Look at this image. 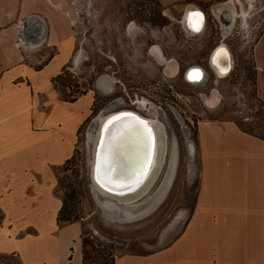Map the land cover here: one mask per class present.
Here are the masks:
<instances>
[{"label": "crops", "instance_id": "0c3cea01", "mask_svg": "<svg viewBox=\"0 0 264 264\" xmlns=\"http://www.w3.org/2000/svg\"><path fill=\"white\" fill-rule=\"evenodd\" d=\"M157 1L189 2L185 13L223 0ZM70 25L59 0H0V256L17 264H82L79 224L56 221V169L71 157L92 102L89 93L62 101L51 82L70 61ZM253 42L264 106V30ZM47 47L54 53L41 65L25 60ZM196 143V190L181 230L157 250L114 255L113 264H264V139L232 122L200 121Z\"/></svg>", "mask_w": 264, "mask_h": 264}, {"label": "rangeland", "instance_id": "374dc122", "mask_svg": "<svg viewBox=\"0 0 264 264\" xmlns=\"http://www.w3.org/2000/svg\"><path fill=\"white\" fill-rule=\"evenodd\" d=\"M226 1L214 3L211 10L199 8L204 19L203 29L200 36H195L185 33L178 22L189 2L163 6L157 0H59L60 8L71 17L73 48L54 89L59 98L76 99L84 93L92 98L90 114L78 128L71 157L56 169L60 198L63 193L73 192V199L67 204L77 217L80 234L88 242L87 264H107L110 256L123 253L145 254L167 245L178 234L193 205L196 190L198 122H232L245 132L264 136V106L256 96L252 52L253 41L264 30V0H239L240 4L232 0L238 15L224 34L227 21L223 13L219 15L213 8ZM242 10L247 12L244 18L240 16ZM240 22L243 27L247 26V31L240 29ZM220 39L230 53L232 70L227 76L216 78L208 66L207 56ZM153 47H158L164 60L175 62L178 73L171 75L163 61L150 54ZM53 53L54 48L47 47L36 54H27L25 60H32L37 67ZM192 65L206 72L204 85H192L181 77L182 71ZM102 76L115 82L108 94L97 86ZM212 91L219 96V103L210 109L202 98L209 97ZM138 98L146 99L155 107L168 138L174 137L176 141L178 160L162 202L148 215L124 222L103 216L104 212L96 204L98 201L95 202L103 200L91 194L87 135L94 120L114 101L117 102L111 111L135 110ZM126 128L123 129L126 131L114 128L102 147L103 170L111 162H121L123 143L135 155L131 159L133 163L128 158L122 160L124 170L127 172L141 163L143 146L135 133ZM138 133L143 136L142 131ZM113 135L117 136L114 141ZM188 141L193 147L191 154ZM165 171L164 166L142 199L161 185ZM77 242L75 238V246ZM0 264L8 263L0 259Z\"/></svg>", "mask_w": 264, "mask_h": 264}, {"label": "bare ground", "instance_id": "6f19581e", "mask_svg": "<svg viewBox=\"0 0 264 264\" xmlns=\"http://www.w3.org/2000/svg\"><path fill=\"white\" fill-rule=\"evenodd\" d=\"M238 4H240V1L237 0ZM233 5V2H232ZM228 11V12H226ZM215 12L219 15L223 13V15H230L232 18H235L238 13L234 10L233 6H231V10L227 9H221V8H215ZM199 14L198 16L196 14ZM241 17L247 16V12L242 10L241 11ZM181 25L185 32L188 35H197V31L193 29V24H198L200 27V31L203 28V15L199 11L197 7H187L184 16L181 18ZM234 20V19H233ZM232 25V24H231ZM131 29V27H129ZM133 29V27H132ZM222 42V41H221ZM217 48V49H216ZM210 54L209 57V63L211 61V58L215 55L217 51H219L221 48H224L227 50L224 43H222L220 46L218 45ZM215 51V52H214ZM153 54L155 57H157L159 60L163 61V64L167 66V70L171 75H175L177 72V65L173 61H166L162 58L160 50L159 49H152ZM79 58V55L76 57V62ZM217 63L215 66H211V69L215 70L216 73H219V70L221 68L229 69L231 68V61L230 58H225L224 56L216 57ZM162 64V62H161ZM194 69L203 70L202 68L193 67L190 68L187 71V74L191 72ZM186 73V72H185ZM186 74V76H187ZM185 75V74H184ZM206 73L203 70L202 76L199 81H202L205 77ZM225 77V76H223ZM198 81V82H199ZM192 82V81H191ZM115 82L108 78L107 76H102L97 81V86L101 91H103L105 94H108L113 89V84ZM197 83V82H193ZM207 99L210 103L215 104L217 99V93L215 91H212L211 95L208 97L204 96V101ZM117 102V101H116ZM116 102H113L110 104L106 109L105 112L98 115V117L94 120L92 126L89 128L88 135H87V146H88V167H89V187L91 194L95 198V193L100 194L103 197L109 198L111 200H114L113 203L103 200L98 201L96 204L101 209V212L103 213V216H107L110 219L117 220V221H124L129 222L133 220L140 219L149 213H151L164 199L165 195L167 194L170 185L172 183L174 172L177 164V146L176 141L174 137L172 139H169L166 133V129L162 121L159 119L158 113L156 109L151 108V106L148 108L146 106L145 101H139V108L140 109H146L145 112L147 115H144V113L140 112H134L131 109H119L116 111L109 110L113 104L116 105ZM126 116H129L131 118H128ZM120 119H116V118ZM134 118V119H133ZM138 121H142L143 124L140 127ZM143 125H147V130H145ZM121 127L123 130L124 127H128L126 129H130L135 133V138L137 141L140 142V146H143L142 148V155H144V150L146 148V140L147 138L150 139L151 149H150V156L147 160L146 168L141 177L138 178L139 183L135 185L132 189L124 187L123 189H119L116 187V181L122 180L124 178H128L138 167H133L127 172L124 170L122 160L123 159H129L131 160L132 157L135 155H131V149H129L126 146V143H123V151L120 154L121 162H111L108 166V168L103 170L104 167H102V149L100 147L98 148V145H103V148L105 147V143L113 129ZM138 130L142 131V137L139 135ZM126 131V130H123ZM150 131L151 136L149 137L148 132ZM122 132V131H121ZM146 133V135H144ZM117 136L113 135L112 141L115 140ZM100 139L102 140L100 142ZM168 140V141H167ZM188 146L190 148V154L193 151V147L190 141L187 142ZM129 154V155H127ZM165 166V173L162 175L161 179V185L159 184L156 189L154 190V193H151L150 196L146 198H143L144 195H146L154 183L158 180L160 177V174L163 170V167ZM113 177H115L113 179ZM99 178L100 183H97V179ZM118 179V180H117ZM103 185V187L101 186ZM160 186V187H159ZM159 187V188H158ZM129 190V191H128ZM128 191L126 193L122 194H111L109 192H124Z\"/></svg>", "mask_w": 264, "mask_h": 264}, {"label": "trees", "instance_id": "16d2710c", "mask_svg": "<svg viewBox=\"0 0 264 264\" xmlns=\"http://www.w3.org/2000/svg\"><path fill=\"white\" fill-rule=\"evenodd\" d=\"M64 70H65V68H63L58 75H56L55 77H53L51 79L53 88H54L55 81L57 80V78H59V76L61 74L64 73ZM60 100L67 101V102H72V101L75 100V97H73V96L68 97V98L60 97ZM240 130L242 132H244V133L251 134L249 132L243 131L242 129H240ZM251 135H253V134H251ZM254 136H256V135H254ZM257 137H259L261 139H264V136H257ZM72 199H73V192L72 191H69L67 194H65V193L62 194L61 205H60L59 211L57 213V217H56L57 223H59V224H69V223H73V222L77 221V217L75 215H73V210H72L71 205L67 204V201L68 200H72ZM79 239H80V247H81V262H82V264H87L88 258L86 256L87 254H86V251H85V247L88 244V242H87V240H85L82 237L81 234H79ZM0 259L1 260H5L8 264H10V263L17 264L16 260L12 256H0ZM102 264H106V263L103 262ZM107 264H113V256L109 257V260H108Z\"/></svg>", "mask_w": 264, "mask_h": 264}, {"label": "flooded vegetation", "instance_id": "af4514ba", "mask_svg": "<svg viewBox=\"0 0 264 264\" xmlns=\"http://www.w3.org/2000/svg\"><path fill=\"white\" fill-rule=\"evenodd\" d=\"M222 15H223V14H222ZM183 16H184V13H182L180 19L178 20V22H179L180 24H181V20H182L181 18H182ZM223 17H225V19H226V21H227V23H226L227 26H225V28H223V32H224V34H226V33L230 30L231 26H233V25L229 26V25L232 23L233 18H232L230 15H227V16L223 15ZM239 26H240V29H241V30L247 31V30H245V29L247 28V26L243 27L244 25H242L241 22H240V25H239ZM248 26L250 27V26H252V25H248ZM249 27H248V28H249ZM182 28H183V27H182ZM182 28H181V29H182ZM202 29H203V28H202ZM202 29H201V31H202ZM183 30H184V29H183ZM183 30H182V31H183ZM221 30H222V29H221ZM248 30H251V29L249 28ZM184 31H185V30H184ZM184 31H183V32H184ZM201 31H199V32L197 33V35H195V36H200V32H201ZM249 32H250V31H249ZM185 33H186V32H185ZM250 33H252V32H250ZM229 34H231V33L229 32ZM221 41H223V39H220V41L217 43L219 46H220L221 43H222ZM218 45H217V46H218ZM215 46H216V45H215ZM217 46H216V47H217ZM225 46H226V45H225ZM216 47H215V48H216ZM213 48H214V47H213ZM213 48H212V49H213ZM226 48H227V47H226ZM152 49H158V47H153ZM152 49H151V51H150V54L153 55V56H155V55L153 54V52H152ZM212 49H211V50H212ZM216 49H217V48H216ZM216 49H215V50H216ZM213 50H214V49H213ZM213 50H212V51H213ZM212 51H210V52H212ZM227 51H228V49H227ZM210 52H209V54H211ZM214 52H215V51H214ZM209 54H208V55H209ZM209 57H210V55H209ZM209 57L207 56V58H208L207 62H208V63H209ZM230 61H231V60H230ZM230 63H231V62H230ZM208 66H210V63H209ZM193 67L201 68V67H199V66H197V65H192V66L186 67V68L182 71V73H181V77L183 78V80H184V77H185V79L188 81V83H190V84H192V85H197V86H202V85H204L205 82H206V80H207V77H208L207 74L205 75V77H204V79H203L202 81H199V82H197V83H193V82H191V81H189V80L187 79V76H186L187 71H188L190 68H193ZM209 68H211V66H210ZM186 69H187V70H186ZM210 70H211V69H210ZM231 70H232V63H231L230 71H231ZM211 71H213L212 73H213L214 75H215V74L217 75L216 78H218V77L221 78L220 76H218V74L216 73V71H215L214 69L211 70ZM230 71L228 72V74L230 73ZM185 72H186V73H185ZM176 73H178V70H177ZM205 73H206V72H205ZM184 74H185V75H184ZM228 74H227V75H228ZM227 75H226V76H227ZM184 81H185V80H184ZM202 99H203V102H204V96H203ZM138 100H139V101H145V104H146V106H148V108L152 105L151 108H154V109H155V107L153 106V104L150 103V102H148L146 99H144V98H143V99L138 98ZM138 100H137V105H136V107H134L135 110L132 109V111H134V112H136V113H137V112L144 113V115H147L146 112H145L146 109H143V110H142V109L139 108ZM114 102H116V101H114Z\"/></svg>", "mask_w": 264, "mask_h": 264}, {"label": "water", "instance_id": "95a60500", "mask_svg": "<svg viewBox=\"0 0 264 264\" xmlns=\"http://www.w3.org/2000/svg\"><path fill=\"white\" fill-rule=\"evenodd\" d=\"M126 117L131 118V117H129V116H126ZM139 126L141 127L142 124L139 123ZM144 135H146V133H144ZM146 136H147V135H146ZM101 141H102V140L100 139V142H101ZM150 143H151V142H150V139L147 138V140H146V149H145V153H144V155H143V157H142L141 163H139V164L137 165L138 168L134 171V173H132L128 178H124V179L119 180V181H116V180L114 179L115 177H113V179H114V181H115V183H116V184H115L116 187H118L119 189H123L124 187H126V188L131 187L130 189H132L135 185H137V184L139 183L138 178L141 177V176L143 175V173H144V171H145V168H146L147 160H148V158H149V156H150V149H151V144H150ZM99 147H100V149H102L103 145H100V143H99L98 148H99ZM117 180H118V179H117ZM128 191H129V190H128ZM128 191H124V192H120V193H116V192H109V193H111V194H122V193H126V192H128ZM95 195L99 196L102 200H106V201H109V202H111V203L114 202V200H111V199H109V198L103 197V196H101V195L98 194V193H95Z\"/></svg>", "mask_w": 264, "mask_h": 264}, {"label": "clouds", "instance_id": "9594fccd", "mask_svg": "<svg viewBox=\"0 0 264 264\" xmlns=\"http://www.w3.org/2000/svg\"><path fill=\"white\" fill-rule=\"evenodd\" d=\"M223 51H220V53H219V55L220 56H224L225 58H230V53L226 50V49H224V48H221ZM220 49V50H221ZM217 53H218V51L215 53V55L211 58V61H210V63H211V65L212 66H215L216 65V63H214V58H216L217 57ZM202 71L203 70H199V73H201L202 74ZM230 71V68L229 69H224V68H221L220 70H219V73H218V76H220V77H223V76H226L227 74H228V72ZM195 75V74H194ZM205 105L207 106V107H209L210 109H213L216 105H218V103H219V96L217 95V99H216V102H215V104H213V103H210L207 99H205Z\"/></svg>", "mask_w": 264, "mask_h": 264}, {"label": "snow or ice", "instance_id": "6c2138e0", "mask_svg": "<svg viewBox=\"0 0 264 264\" xmlns=\"http://www.w3.org/2000/svg\"><path fill=\"white\" fill-rule=\"evenodd\" d=\"M196 15L198 16L199 14L197 13ZM193 29H194L195 31H197V32L200 31V27H199L198 24H193ZM220 51H223V50L221 49V50L218 51V53H217V57H220V55H219ZM214 63H217V59H216V58H214ZM194 74H195V75H194ZM201 76H202V74L199 73V70H198V69H194V70H192L191 72H189V73L187 74V79H188L189 81H192V82H198V81L201 79ZM116 119H120V118L118 117V118H116ZM133 119H134V118H133ZM138 123L143 124L142 121H138ZM143 126H144L145 130H147V125H143ZM148 135H149V137L151 136L150 131L148 132ZM97 183H100L99 178L97 179ZM101 186L103 187V185H101Z\"/></svg>", "mask_w": 264, "mask_h": 264}, {"label": "built area", "instance_id": "2783aa9c", "mask_svg": "<svg viewBox=\"0 0 264 264\" xmlns=\"http://www.w3.org/2000/svg\"><path fill=\"white\" fill-rule=\"evenodd\" d=\"M256 25V24H255Z\"/></svg>", "mask_w": 264, "mask_h": 264}]
</instances>
